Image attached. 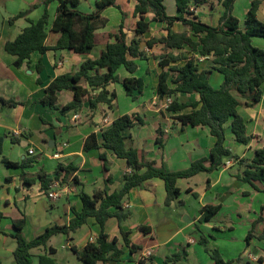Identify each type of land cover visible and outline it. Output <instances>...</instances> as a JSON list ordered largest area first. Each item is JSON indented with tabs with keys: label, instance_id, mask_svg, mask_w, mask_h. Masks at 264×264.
Instances as JSON below:
<instances>
[{
	"label": "crops",
	"instance_id": "crops-1",
	"mask_svg": "<svg viewBox=\"0 0 264 264\" xmlns=\"http://www.w3.org/2000/svg\"><path fill=\"white\" fill-rule=\"evenodd\" d=\"M101 0H79L78 11L90 14L97 11ZM259 2L258 19L264 22V0H236L232 15L244 28L246 15L252 4ZM167 15L178 17L175 0H164ZM136 0H117L116 7L102 12L106 25L97 28L96 46L89 55H78L72 51H48L45 54L35 52L22 67L16 68L17 57L5 50L8 42L14 41L27 27L30 21L38 22L45 12L44 0H0V99L13 103L0 102V139H3V154L0 155V264H16L14 253L17 241L15 222L25 221L23 236L31 241L44 234L54 226H68L74 217L73 209L81 211L83 204L80 193L93 195L105 188L106 181L111 179L110 193L121 190L124 176L130 172L127 162L119 159L112 151L100 149L86 152V140L92 134L101 143L102 132L124 115H139L144 124L132 130H126V145L138 150L142 159L154 162L169 172L183 171L192 163L209 159L217 139L208 127L183 126L175 117L190 114L192 105L199 102L198 94H181L179 98L187 108L180 113L167 111L165 99L158 96L157 89L163 69L160 67L163 46L149 49L147 41L160 39L168 35L165 23L154 21V13L146 15L150 22V32L145 34L141 51L147 56L137 60L139 69L132 75L121 69L118 75L126 78H142L145 91L132 100L126 95L121 83H110L109 92H115L117 100L112 108L101 104L96 111L89 110L88 99L78 112L61 114V109L70 104L74 95L63 91L58 96L60 110H54L43 104L46 89L58 77L75 74L87 60H97L106 47L114 43L111 38L119 32L125 15L124 26L127 41L135 37L139 18L135 16ZM118 7V8H117ZM192 16L202 23L218 27L226 13L223 1L210 0L206 4L191 6ZM58 3L48 7L49 24L46 45L55 47L61 33L52 31L57 16ZM27 13L13 23L10 21L20 13ZM123 13V14H122ZM171 31L183 33L188 31L182 22H175ZM190 36L192 33L189 32ZM253 45L264 49V39L254 38ZM186 56L193 54L188 48L177 51ZM198 58V54H195ZM213 58L208 57L201 63V69L212 70ZM184 61L178 66H183ZM175 64H171L173 67ZM41 68V71H38ZM211 85L219 89L223 76L212 70ZM96 95L98 92H92ZM120 100L122 104H120ZM238 112L245 119L248 135L254 137L252 142L241 145L235 142L234 135L227 126L226 146L234 158L226 159L224 166L213 173H201L193 178L180 180V198L171 205H166L167 192L161 179L146 182L144 188L131 191L123 202V209L130 212V218L120 227L116 218L106 224V233L110 241L118 239V247L124 254L120 261H109L104 264H166L174 255L183 256L176 264H215L212 253L220 254L224 262L231 264H264V222L254 223L262 217L264 220V186L256 183L258 190L237 179L244 170L241 160H252L257 150L264 148V96L253 108L240 106ZM161 132L162 134H158ZM164 141L163 155L159 150L157 139ZM35 151L34 156L29 150ZM106 154L109 169L106 170L100 160ZM6 159L15 164L30 162L25 169L11 168L4 164ZM60 166L74 169L69 178L62 172L57 179L56 171ZM45 174L63 183H70L76 192L63 196L58 201L46 197L40 175ZM75 177L79 185L72 181ZM72 182V183H71ZM208 206L220 207L218 214L210 222H202L203 209ZM146 229V233L140 230ZM254 229V230H253ZM122 230L129 233L132 243L141 248L132 254L124 244ZM253 231V238L248 243L247 237ZM101 229L94 218H90L74 237L58 235L53 237L48 247L56 250L53 257L58 264H85L72 251V247L83 250L89 243L95 242ZM203 238V239H202ZM58 240V241H57ZM205 241V244L202 242ZM60 242V246L55 245ZM46 253L45 248L32 251L34 264H40V257ZM102 264V263H99Z\"/></svg>",
	"mask_w": 264,
	"mask_h": 264
},
{
	"label": "trees",
	"instance_id": "trees-1",
	"mask_svg": "<svg viewBox=\"0 0 264 264\" xmlns=\"http://www.w3.org/2000/svg\"><path fill=\"white\" fill-rule=\"evenodd\" d=\"M135 16L139 18L135 29V37L128 43L125 33L124 20L120 25L119 32L112 35L114 43L109 44L97 60H87L82 64L75 74H65L56 78L46 89L43 104L54 110H60L58 96L63 91L72 92L73 101L61 109V114L78 112L82 109L85 99H88L89 110L96 111L99 105L107 104L112 108L117 100L115 92H109L107 87L110 83H121L126 95L132 100L145 91V83L142 78H126L121 80L118 72L123 68L134 75L139 69L137 60H145L147 56L141 51V43L145 34L150 32V22L146 15L153 12L154 21L167 25L168 35L160 39H150L146 45L149 49L163 46L164 54L161 56L160 67L163 72L160 75V82L157 93L162 99L172 98V103L167 106L170 113H180L187 108L179 96L181 94H198L199 102L192 105L193 111L190 114L178 115L175 118L182 125L190 127H208L213 137L217 139L214 148L211 150L209 159H201L192 163L187 170L169 172L164 167H158L154 162H147L142 159L135 148H128L126 145V130H132L144 124L139 115H124L117 118L112 125L102 132L101 143H98L97 136L92 134L86 140L84 150L105 149L112 151L119 159L127 162L130 172L124 176L121 190L110 193L109 185L112 180L106 181L105 188L96 191L92 196L85 192L80 193L83 204L81 211L73 209L74 217L68 226H54L47 231L28 241L23 236L25 221L15 222L16 233L13 237L17 241V249L14 253L16 264H34L32 251L37 248H45L46 253L40 257V264H58L53 255L56 250L48 247L50 240L58 235L74 237L90 218H94L100 226L101 232L98 239L89 243L83 250L72 247V251L85 264L107 263L109 261H120L124 252L118 247V239L110 241L106 233V224L111 218H116L123 227V224L130 218L131 213L123 209V202L128 198L131 191L137 188H144L146 182L152 179H161L165 183L167 198L166 205L169 206L181 196L178 186L180 180L193 178L201 173H213L224 166L226 159L234 158L231 150L226 146L227 126L234 135L235 142L244 146L249 145L254 137L248 135L245 119L238 112L240 106L248 108L255 107L261 102L264 96V49L253 45L254 38L264 39V22L258 19L259 2H254L248 11L241 28L240 21L232 15L236 0L223 1L226 13L218 27H212L202 23L197 17L192 16L191 6H199L208 3L210 0H175L178 17L167 15L164 0H136ZM57 2V16L52 31L61 33L55 47H48L49 13L48 7L51 3ZM117 0H101L97 3V11L85 14L76 8L79 0H44L45 12L38 22L30 21L27 27L14 41L8 42L5 46L6 52L17 57L14 66L20 68L26 61L30 60L33 53L45 54L48 51L59 50L72 51L78 55H89L95 49L97 28L106 25L107 21L102 18V12L110 7H116ZM118 8V7H117ZM27 13H20L10 22L13 23L19 18H24ZM175 22H182L188 29L183 33L171 31ZM189 32L192 33L190 36ZM188 48L193 54L186 56L183 53L175 54L177 51ZM195 54L201 57H212V70L223 76V84L215 89L210 82L212 70L201 69ZM184 61L183 66L177 64ZM171 64H175L171 67ZM41 71V68H38ZM92 92H98L96 95ZM1 103L11 104L3 99ZM158 134H162L159 132ZM159 150L163 155L164 141L157 139ZM3 154V139H0V155ZM100 160L104 163L106 170L109 169V162L106 154H101ZM4 164L11 168L25 169L30 162L15 164L6 159ZM244 170L237 176V179L249 184L258 190L256 183L264 186V148L255 153V157L248 160H241ZM62 172L69 178L75 172L74 169L60 166L55 173L58 179ZM43 189L48 190L51 184V177L45 174L40 175ZM75 185H79L77 178L72 177ZM264 192V190H263ZM220 207L208 206L203 209L202 222H210L219 212ZM0 218L2 215L0 213ZM261 218L254 223V229ZM253 229V230H254ZM144 233L146 229L140 227ZM129 233L122 230L124 244L132 254L141 250L134 245L129 238ZM253 238V231L249 233L247 242ZM264 239V233L261 235ZM203 239V238H202ZM205 244V241L202 242ZM183 256L174 255L167 259L166 264H176ZM215 264H231L224 262L220 254L212 253Z\"/></svg>",
	"mask_w": 264,
	"mask_h": 264
},
{
	"label": "built area",
	"instance_id": "built-area-1",
	"mask_svg": "<svg viewBox=\"0 0 264 264\" xmlns=\"http://www.w3.org/2000/svg\"><path fill=\"white\" fill-rule=\"evenodd\" d=\"M192 9V8H191ZM207 57H198L197 61L198 63H202ZM166 106L172 103V98H166L165 99ZM29 155L34 156L35 151L33 149L29 150ZM72 183V182H71ZM76 192L75 187L70 185V183H63L60 180H57L56 178L52 180L48 190H46V197L51 200V201H58L60 200L63 196L69 195ZM93 243V240H91Z\"/></svg>",
	"mask_w": 264,
	"mask_h": 264
},
{
	"label": "rangeland",
	"instance_id": "rangeland-1",
	"mask_svg": "<svg viewBox=\"0 0 264 264\" xmlns=\"http://www.w3.org/2000/svg\"><path fill=\"white\" fill-rule=\"evenodd\" d=\"M120 104H122V101L120 100ZM58 241V240H57ZM55 245L57 246V247H59L60 246V242H56L55 243ZM249 262H244V264H248Z\"/></svg>",
	"mask_w": 264,
	"mask_h": 264
}]
</instances>
